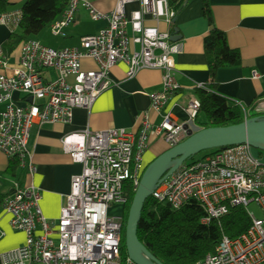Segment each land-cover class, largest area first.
<instances>
[{
	"label": "built area",
	"instance_id": "obj_1",
	"mask_svg": "<svg viewBox=\"0 0 264 264\" xmlns=\"http://www.w3.org/2000/svg\"><path fill=\"white\" fill-rule=\"evenodd\" d=\"M109 13L98 10L91 0H70L59 19L49 26L53 36H65L80 6L95 21L107 25L83 36L75 47L54 48L28 39L20 48V58L12 65L0 45V152L18 160L26 174L35 173L28 147L32 127L44 123H69L77 108L91 109L98 97L113 85L110 72L122 62L133 77L142 69L163 72L162 89L151 94V109L162 115L159 125L144 117L137 132L125 128L74 132L62 140L64 151L82 172L71 181L60 216L49 220L42 212L43 191L35 185L15 181L3 208L13 229L26 235L18 248L0 255V264H136L122 254L123 215L110 213L113 205H125L127 182L137 189L146 168L144 156L150 135L168 147L183 142L196 130L201 103L195 95L185 97L181 120L171 98L180 90L176 79L177 56L183 45L172 41L170 32L148 26L147 19H164L172 25L169 0H114ZM139 1L141 8L127 15L126 5ZM22 11L0 12V24L19 26ZM90 59L96 69L86 70L82 61ZM11 70V74L6 71ZM50 71L54 77H46ZM255 78L260 77L257 71ZM196 88L204 89L205 84ZM32 98L20 105L14 94ZM245 119L264 114V98L254 107L240 105ZM152 197L179 210L196 202L204 211L201 223L209 225L235 207H243L250 226L239 237L223 234L213 253L190 264H264V161L249 144L214 149L202 159L184 163L167 177ZM256 204L261 217L248 209ZM4 232L0 230V239Z\"/></svg>",
	"mask_w": 264,
	"mask_h": 264
},
{
	"label": "crops",
	"instance_id": "obj_2",
	"mask_svg": "<svg viewBox=\"0 0 264 264\" xmlns=\"http://www.w3.org/2000/svg\"><path fill=\"white\" fill-rule=\"evenodd\" d=\"M25 1L9 0L8 12L21 11ZM91 1L98 10L105 13L112 11L115 6L114 0ZM208 3L215 26L226 33L229 46L239 50L242 59L239 66L218 70L216 91L239 107H254L259 99L264 98V0H208ZM140 8L139 1L128 3L127 15L130 16L131 12ZM203 8V0H189L177 16L173 15L172 22L177 17L176 23L170 25L164 19H147L145 22L148 26H156L160 31L170 33L176 26L181 35L178 42L183 45V51L177 56L176 72L180 90L171 98L168 106L181 120L187 118L182 106L185 97L194 94L197 84H205L210 79L204 48L210 25L203 16ZM106 25V21L93 20L88 10L80 6L74 22L66 28L65 36H59L65 42L62 46L51 47L60 49L78 46L83 36L97 33ZM19 32L20 26L0 24V45L3 46L11 34ZM19 58L20 49H17L9 56L10 63L16 65ZM82 67L92 70L97 65L90 59H84ZM127 71L125 63L116 64L110 72L112 87L98 97L91 109H75L71 122L36 124L32 127L28 143L31 161L36 168L32 175L25 171L23 173L24 169L20 165L13 175L10 170L13 157L0 152V230L4 232V237L0 239V255L20 247L26 239L23 232L11 227V217L3 208V201L11 193L15 181L39 187L44 196L41 202L43 214L52 221L59 218L64 197L71 190L72 178L82 172V165L74 163L63 149L62 140L66 135L113 128L137 132L145 116L153 125L161 123L162 115L151 109V94L162 89L163 72L158 69H142L135 76L128 77ZM254 71L260 77L255 78ZM3 72L0 69V74ZM6 73L11 74V70ZM44 75L54 77L50 71H45ZM14 100L20 105L32 102L20 93L14 94ZM3 109L4 105L0 104V119ZM167 149L169 147L151 133L144 164L147 166ZM20 176H23L22 180Z\"/></svg>",
	"mask_w": 264,
	"mask_h": 264
},
{
	"label": "trees",
	"instance_id": "obj_3",
	"mask_svg": "<svg viewBox=\"0 0 264 264\" xmlns=\"http://www.w3.org/2000/svg\"><path fill=\"white\" fill-rule=\"evenodd\" d=\"M185 2L186 0H169L174 16L178 15ZM203 2V16L210 25V32L204 40L210 79L205 83L204 89H194V94L201 103L200 113L196 119L197 130L228 126L246 120L241 107L216 91L218 70L239 66L242 59L240 51L229 46L226 33L215 26L208 0H203ZM69 3L70 0H26L21 9L20 32L11 34L5 41L3 44L5 53L8 56L12 55L28 39L38 35L44 29H48L54 21L60 18ZM9 7V0H0L1 13L8 12ZM175 29L176 26L172 28L171 33ZM252 116H264V114H253ZM212 151H206L197 159L201 152L190 160L202 159ZM18 166V160L12 158L10 170L13 175H15ZM20 177L22 180L23 176ZM135 192L132 182H127L124 190L127 203L122 211L121 248L124 257H127L126 222ZM203 216L204 211L196 202H190L181 209L174 210L170 205L159 203L150 196L142 209L138 225L139 240L163 264H190L213 253L223 234L230 238L239 237L251 223L250 217L243 207L231 209L220 221L213 220L209 225L201 223Z\"/></svg>",
	"mask_w": 264,
	"mask_h": 264
},
{
	"label": "water",
	"instance_id": "obj_4",
	"mask_svg": "<svg viewBox=\"0 0 264 264\" xmlns=\"http://www.w3.org/2000/svg\"><path fill=\"white\" fill-rule=\"evenodd\" d=\"M189 0H186L187 4ZM174 17L173 23H176ZM178 29L171 35L172 41L181 39ZM32 101V98H30ZM183 142L170 147L145 168L136 189L126 222L125 246L127 256L136 264H163L139 240L138 225L142 209L148 197L158 186L187 160L206 150L249 144L264 151V116H253L241 123L190 131Z\"/></svg>",
	"mask_w": 264,
	"mask_h": 264
},
{
	"label": "rangeland",
	"instance_id": "obj_5",
	"mask_svg": "<svg viewBox=\"0 0 264 264\" xmlns=\"http://www.w3.org/2000/svg\"><path fill=\"white\" fill-rule=\"evenodd\" d=\"M33 37L36 40L43 41V42L47 43L48 45L54 46V47L62 46L61 44L65 42L64 38L58 37V36L57 37L53 36L50 33L49 28L48 29H44L39 35H35ZM206 151L210 152L212 150H206ZM206 151H203L201 154H199L197 159L200 158L202 155H204ZM254 151H255L256 155L264 161V151H260V150H257V149H254ZM191 161L192 160H187L186 163H190ZM123 208H124L123 205H119V204L113 205L112 208L110 209V213L123 214L122 213V211H124ZM248 209L250 211H252L255 214L256 217L259 218V217L262 216V211L260 210L258 205L253 203V204L249 205Z\"/></svg>",
	"mask_w": 264,
	"mask_h": 264
},
{
	"label": "bare ground",
	"instance_id": "obj_6",
	"mask_svg": "<svg viewBox=\"0 0 264 264\" xmlns=\"http://www.w3.org/2000/svg\"><path fill=\"white\" fill-rule=\"evenodd\" d=\"M195 131H197V129Z\"/></svg>",
	"mask_w": 264,
	"mask_h": 264
}]
</instances>
